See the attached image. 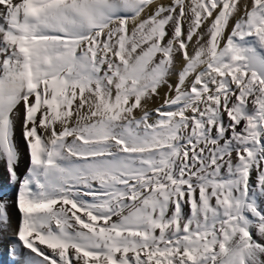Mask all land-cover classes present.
<instances>
[{
    "label": "snow or ice",
    "instance_id": "1",
    "mask_svg": "<svg viewBox=\"0 0 264 264\" xmlns=\"http://www.w3.org/2000/svg\"><path fill=\"white\" fill-rule=\"evenodd\" d=\"M0 264H264V0H0Z\"/></svg>",
    "mask_w": 264,
    "mask_h": 264
},
{
    "label": "bare ground",
    "instance_id": "2",
    "mask_svg": "<svg viewBox=\"0 0 264 264\" xmlns=\"http://www.w3.org/2000/svg\"><path fill=\"white\" fill-rule=\"evenodd\" d=\"M156 106L157 105H153V107ZM17 134L19 135V128L17 130ZM21 150L25 152V162L20 168V171L23 172L27 164L26 149L24 148L23 142H21ZM11 211H12V223L15 224L18 221L19 217L14 207L12 208Z\"/></svg>",
    "mask_w": 264,
    "mask_h": 264
}]
</instances>
